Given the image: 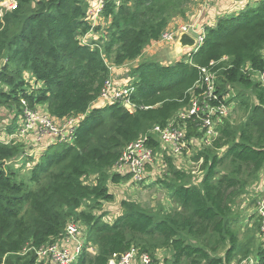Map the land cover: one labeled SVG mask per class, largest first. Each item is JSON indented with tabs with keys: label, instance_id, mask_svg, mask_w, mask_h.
<instances>
[{
	"label": "trees",
	"instance_id": "16d2710c",
	"mask_svg": "<svg viewBox=\"0 0 264 264\" xmlns=\"http://www.w3.org/2000/svg\"><path fill=\"white\" fill-rule=\"evenodd\" d=\"M193 2L107 0L100 16L107 22L104 40L95 46L80 41L91 30L86 0H18L16 10L2 14L0 60L6 61L0 68V104L15 107L18 118L25 102L31 110L44 105L52 119H83L72 141L58 139L37 162L23 161L22 166L34 163L27 182L9 166L20 149L0 141V264H41L37 252L60 241L68 223L78 222L96 251L84 250L74 264H108L132 249L152 259L168 251L165 264H231L250 256L249 247L240 246L232 213L264 168V87L251 78L264 71V0L245 1L237 14L217 17L205 26L198 50L174 63L141 61L127 79L132 112L120 104L93 106L110 78L108 62L120 67L137 61L174 18H185ZM202 70L217 78V98L208 104L233 105L245 114L243 123L217 120V137L209 146L200 144L192 157L200 164L198 182L172 157L162 156L165 178L157 182L174 208L153 214L122 201V213L103 222L104 214L95 212L114 201L108 182L129 180L109 172L126 146L153 127L165 128L193 95L205 91ZM246 92L255 104L247 102ZM5 127L4 137L18 126ZM201 127L199 118L187 120L190 143L203 136ZM150 145L160 152L157 141ZM85 203L88 211H80ZM254 255L264 264L263 245Z\"/></svg>",
	"mask_w": 264,
	"mask_h": 264
},
{
	"label": "built area",
	"instance_id": "2783aa9c",
	"mask_svg": "<svg viewBox=\"0 0 264 264\" xmlns=\"http://www.w3.org/2000/svg\"><path fill=\"white\" fill-rule=\"evenodd\" d=\"M106 1L107 0H96L93 5L89 6L87 10V20L91 25V30L80 38L81 43L88 44L86 43L87 37L95 33L94 29L99 24L97 20L101 16ZM200 2L203 7H206L211 0H200ZM244 3L245 1H238V5L240 6ZM17 6L18 0H0V17L5 12L16 10ZM188 22L189 23L186 24H180L173 31L165 32L161 40L174 42L181 34H187L195 41L193 47L195 52L203 42L205 26L210 24L202 25L197 19L193 18ZM91 44V46H95L93 43ZM202 74L206 88L205 91L201 95H193L189 106L178 112L165 128L153 127L147 134L141 135L137 140L126 146L120 160L112 169L114 173L120 176H129L128 182L131 185L139 186L144 183H150L148 169L153 168L155 161L160 160L161 167L165 168L163 159L161 155H159L160 152L156 151V149L154 150L150 142L152 140L157 141L160 148L168 149L172 153L184 151L187 144L189 145L190 143V140L187 139V120L192 117L199 118L202 121V127L199 132H203V136L198 141H195L194 144L210 145L211 139L218 135L217 125L214 123V119L227 114V112L232 109L233 105H224L220 107L210 106L208 101L217 98L214 95L215 82H213L216 75L207 70H202ZM259 76L260 83L262 87H264V71L259 73ZM26 77L28 78L29 76ZM132 92L133 88L127 82L125 84H116L109 79L97 101L107 105L120 104L132 112L134 106L129 101V96ZM22 104L24 106L23 116L19 118V125L16 130L6 137L0 135V141L4 144H13V141L23 138L35 125L39 126L50 140L56 141L58 139L64 140L67 138L68 141H72L74 129L80 120L83 119L82 116L65 119L61 121L64 123L62 126H57V124H54L57 121L56 119L50 118L49 115L40 116L35 111L29 109L25 102H22ZM259 197L260 196H253L249 198V200L244 199L242 204L246 206L249 201L256 205L254 214L259 223V236L264 239V199ZM249 204L250 203H248L247 206ZM79 234L80 232L78 229H76L73 224H69L67 226L66 236L61 239L62 246H56L55 243L41 248L37 252V255L41 258L48 259L51 264H74L84 250L94 252L86 241L82 242V239H79ZM64 244H66V246H64ZM64 247H68L70 250L66 251ZM136 259L139 260V264H151L148 255H138L137 250L134 249L120 257L113 256L108 264H133ZM239 264H257V260L244 259Z\"/></svg>",
	"mask_w": 264,
	"mask_h": 264
},
{
	"label": "rangeland",
	"instance_id": "374dc122",
	"mask_svg": "<svg viewBox=\"0 0 264 264\" xmlns=\"http://www.w3.org/2000/svg\"><path fill=\"white\" fill-rule=\"evenodd\" d=\"M242 1L248 2V0H242ZM249 1L255 2V0H249ZM198 2L199 0H194L193 4H191L188 7L185 18H180V17L174 18L169 23V26H170L169 28L174 29L177 26H179L181 23L182 24L189 23L188 21H190V19H192L193 16L195 15V13H193V8L196 5L198 6ZM97 22L99 24L96 28H99V30H101V32H99L100 34L105 30L107 26V22H105L103 17H99ZM103 40L104 39L103 38L100 39V36H99V38L97 39H90L89 43L98 44L102 42ZM87 42H88V39H87ZM145 49L146 51L137 61L128 62L124 64L123 66H120V67H116L114 65L112 66V64L108 62L110 66V78L109 79L112 82H115L116 84H123L122 80L129 79L132 69L136 67L141 61L153 60L163 65H167V64L169 65L171 63H174L180 60L184 56L186 57L189 51L194 52L193 50L194 48L180 49L177 46V42H166V41H162L161 39L158 42L151 43ZM262 54L264 56V51ZM4 61L6 60L5 59L0 60V68ZM248 72H250V70H248ZM251 78L254 82L260 83L259 73L257 72L252 73ZM216 81H217V78L213 80V82H216ZM2 87L4 86L0 84V88ZM237 90H240V89H237ZM235 92L236 90H233L232 94H235ZM245 95L247 98V102L250 105H253L256 103L251 92H246ZM235 104L236 102H234V106ZM235 110L233 107L227 112V114L223 116H219L216 119H214V123L217 124V120H219L220 122L222 120H229L231 123H234L235 125H240L241 123H243L245 119V114L243 112H238V111L235 112ZM32 111H35L40 116L49 115L44 105H36L34 109H32ZM18 116H20V114L19 115L17 114L15 107H13V109H9L7 106L0 104V124H1L0 135L1 136L5 134L4 132L7 130L5 125H8L10 123L12 124V126H15V127L19 125ZM54 124H57V126H62L64 123L61 122V120H57L56 123ZM13 142H14L13 145L18 146L21 154L19 155L18 158L13 160L9 164V166L14 171H16V174L19 176L18 177L19 180H24L27 182L29 178V169L34 163H31V165L27 164L26 166L24 165L22 166L23 161L31 157V159H33L34 162H37L40 156H42L44 152L46 151V149L48 148L47 145H49L50 143L54 141L50 140L47 134L43 130H41L39 126L35 125L33 129L27 132L23 138H20ZM198 148H199V145H194V143H189V145L187 144L186 149H184V151L182 152L180 151V153H177V152L172 153L168 149L160 148L159 155H161V158L164 154L172 157L174 164L176 165L177 168L190 173L194 179V182H198L201 178L200 164H195L192 161V157L197 152ZM109 173L112 176L113 171ZM164 173H165V168L161 167V161L156 160L153 168H149V172H148L149 178L152 181L154 179V181L151 182V184L144 183L142 185L137 186V185H131L129 184V182H122L119 184H113L111 182H108V189H109V192L113 194L114 201L111 203H107V204L103 203L102 210L100 212H95V214L96 215L104 214V216L102 217V221L111 223L114 221L115 218H117V216H119L122 213V210L120 208V203L122 201L137 202L143 208L151 211L153 214H160L161 212H166L167 210L174 208L175 205H173L171 201H169L168 199L169 198L168 192L166 191V189H164V187L160 183L157 182L159 178L160 179L162 178V180L165 178V176H163ZM92 180L93 179L91 177L89 181L91 182ZM256 184H257L256 182L252 183L248 189L251 190V187ZM245 195L248 198H252L253 196H258V192H253L252 194L248 192ZM259 198L264 199V195L261 194ZM255 207L256 205L254 207L250 206V208L248 209V212L245 211L241 213V211H239V207L235 205L233 208V213H232L235 218L233 227L236 233L238 234V240H239L240 246L249 247L250 256L248 257V259H251V260L255 259L254 253H255L257 246L264 245V239H262L259 236V224L255 222L257 218L255 214L251 215L252 211L250 209L255 210ZM88 208H89V204L85 203L80 208V211L81 210L88 211ZM69 224H73L76 227V229H78V231L80 232L78 237L79 239H82V242H85V241L89 242L86 239L87 234H86V229L84 225H82L80 222L68 223V225ZM66 234H67V227H66V232L64 234V237L66 236ZM88 245L91 246V248L94 251H96L93 244L90 243ZM56 246H62V240L60 242L58 241L56 243ZM64 246H66V244H64ZM64 248L66 251L70 250L68 247H64ZM85 249H88V248H85ZM134 250H137V249H134ZM138 255H141V254H138ZM220 255H223V254H220ZM155 257L157 259V263H156V259L150 258L151 264H165L166 258L170 257V253L168 251H159L157 252ZM38 258H39L38 263L51 264L50 261L47 262L48 259L46 258H41L40 256H38ZM239 260L241 259L234 258L231 264L241 263L242 261H239ZM133 264H139V260L136 259V261Z\"/></svg>",
	"mask_w": 264,
	"mask_h": 264
},
{
	"label": "crops",
	"instance_id": "0c3cea01",
	"mask_svg": "<svg viewBox=\"0 0 264 264\" xmlns=\"http://www.w3.org/2000/svg\"><path fill=\"white\" fill-rule=\"evenodd\" d=\"M86 1L88 2V8H89V6L93 5L96 0H86ZM238 1H242V0H211V2L206 7H203L201 2L199 1L198 6L195 4L196 6H194V8H193V13H195V15L193 16V19H197L200 22V24H202V25L213 24V23H215L217 17H220L222 14H229V15L230 14H237L239 12V9H240V5H238ZM190 20H192V19H190ZM169 27L170 26L168 25V27L166 29L167 31H173L174 29H176V28L173 29V28H169ZM99 32H100V30H99ZM99 32L97 31L96 33H92L91 35H89L87 37L88 42L86 41V43L91 44V43H89V40L90 39H97V38H99V36H100V39H102V36L105 34H103V33L99 34ZM176 40L174 42H177ZM145 51H146V49L144 50V52ZM122 82H123V84H125L127 82V80H122ZM101 105H103V103H101L100 101H97L93 104L94 107L101 106ZM196 145H198V144H196ZM199 163H201V161H199ZM149 180H150V184H151V179H149ZM153 181H154V179H153ZM256 183H257L256 185L251 187V190L246 189V192L247 193L250 192L251 194L253 192H258V196H260L261 194L264 195V168L260 172ZM242 199H245V200L248 199L249 200V198L246 195H244L242 198H240L238 200L239 202L237 201L236 206L239 207V211H241V213H243L245 211L248 212V209L250 208V206L254 207L255 204L253 202H249V201L247 202V203H250L248 206L247 205L243 206V204H242L243 201L241 202ZM250 210L252 211L251 215H254L255 210H253V209H250ZM255 222L258 223V220L256 219ZM242 260H244V259H242ZM242 260H239V261H242Z\"/></svg>",
	"mask_w": 264,
	"mask_h": 264
},
{
	"label": "water",
	"instance_id": "95a60500",
	"mask_svg": "<svg viewBox=\"0 0 264 264\" xmlns=\"http://www.w3.org/2000/svg\"><path fill=\"white\" fill-rule=\"evenodd\" d=\"M177 46L180 49H185V48H189L192 49L195 45V41L193 38H191L190 36H188L187 34H181L178 38H177Z\"/></svg>",
	"mask_w": 264,
	"mask_h": 264
},
{
	"label": "bare ground",
	"instance_id": "6f19581e",
	"mask_svg": "<svg viewBox=\"0 0 264 264\" xmlns=\"http://www.w3.org/2000/svg\"><path fill=\"white\" fill-rule=\"evenodd\" d=\"M197 50H198V49H197ZM197 50H196V51H197Z\"/></svg>",
	"mask_w": 264,
	"mask_h": 264
}]
</instances>
